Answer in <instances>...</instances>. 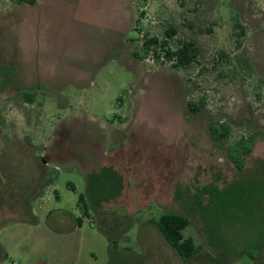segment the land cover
I'll return each instance as SVG.
<instances>
[{"label": "rangeland", "instance_id": "1", "mask_svg": "<svg viewBox=\"0 0 264 264\" xmlns=\"http://www.w3.org/2000/svg\"><path fill=\"white\" fill-rule=\"evenodd\" d=\"M152 35L194 40L198 59L146 53ZM211 121L230 124L224 142ZM250 134L240 168L230 146ZM169 208L200 245L183 262L156 238L170 264H264V0H0V264H115L114 240L133 264H159L142 227ZM42 225L82 227L64 254Z\"/></svg>", "mask_w": 264, "mask_h": 264}, {"label": "trees", "instance_id": "2", "mask_svg": "<svg viewBox=\"0 0 264 264\" xmlns=\"http://www.w3.org/2000/svg\"><path fill=\"white\" fill-rule=\"evenodd\" d=\"M18 3H34L36 0H15ZM145 1V0H144ZM143 12V9H142ZM239 24V22H238ZM244 32V28H242ZM176 33L175 27H168L166 29L167 36H172ZM167 38H162L159 35H152L146 38L143 42L145 52H153L159 56L163 50L164 56L167 60L172 61L174 66H188L194 60L198 59L199 49L196 43L192 39H183L180 43L172 47L168 45ZM23 96H28L29 91H23ZM189 108L193 111H198L204 106V99L201 103L195 101H188ZM209 129L212 137L218 141H225L230 135V124L222 121L217 125L214 121L209 123ZM255 143L254 135H242L234 144L230 147V155L237 162L238 166L242 167V162L239 160L245 154H249ZM83 195H80V199L83 200ZM81 222V218H79ZM154 222L159 227L160 231L167 239V241L175 248L178 254L182 257L184 262H189L200 249V245L196 244L192 236H185L184 229L190 223V218L187 214L167 210L163 212L158 218L154 219Z\"/></svg>", "mask_w": 264, "mask_h": 264}, {"label": "crops", "instance_id": "3", "mask_svg": "<svg viewBox=\"0 0 264 264\" xmlns=\"http://www.w3.org/2000/svg\"><path fill=\"white\" fill-rule=\"evenodd\" d=\"M45 163H48L47 161L44 160ZM42 163H40V173H39V179L37 180V183H36V186H37V191L36 193L40 194L41 192V188L42 186L46 183V179H47V175H46V170L45 168L43 167V165H41ZM90 164V163H89ZM39 167V166H38ZM96 166H93L94 168V172H97L98 175L101 174L100 171H97V169L95 168ZM44 168V169H43ZM95 193H97L99 195L98 197V201L99 203L101 204L100 206L102 205H105L106 202V199L104 197L105 195V192H104V187L103 185H100V188H96L95 189ZM37 194V195H38ZM172 199L174 200H177V203L179 205V198H178V192L177 194L173 192L172 194ZM22 207H20V209H30L31 206L28 204H24L21 205ZM122 206H125L126 207V210L129 212V213H133V211H136L137 210V207H134V208H128V206L126 205L125 203V200L123 201L122 203ZM43 207V206H41ZM57 209H60V208H53L51 211H55ZM63 210H66V209H63ZM167 210H173V209H167ZM166 211V210H165ZM175 211V210H173ZM33 214L35 215V213L33 212ZM105 215V214H104ZM127 218V219H126ZM124 218L123 220L119 221L117 223V228H118V233L121 235V236H124V237H128V235L126 234V232L129 230V228H131V226L133 225V219L131 217H126ZM154 217L150 218L147 221L143 222V226L142 227V234L144 236L147 237V240H143V244L145 245V248H144V252H146V254L144 255L145 258H149V257H152L154 255H157L158 256V259H159V264H170L169 262L166 261V257L164 254L165 251H163V249L159 250L157 249L154 245H155V242L154 240L157 238L159 240H161V236H164L162 234V232L160 231L159 227L157 226V224L154 222ZM36 226H40V224L37 223ZM44 227H41L43 228V231L45 233V235L47 233H49L50 235L51 234H56V235H61V236H65V239H64V243H65V246L63 247V250H62V253L66 254L67 251H68V244H69V241L70 239L68 240L67 238L69 236L72 235V232H75V230H78L80 229L82 226H79L78 228H72L71 225L69 228L67 229H58V228H55V226H53V228H50L48 227L47 225H42ZM72 228V230H70ZM162 234V235H161ZM55 236V235H54ZM71 238V237H70ZM165 238V237H164ZM167 240V239H166ZM56 241H57V238L56 236L54 238H50V244L51 245H54V246H50L52 250H55L56 251ZM142 242H141V245H142ZM109 252L112 254V257H115L117 260L115 262V264H119L118 262L122 263V262H125L124 259H126L127 257H130L132 258L133 260H130L129 264H133L134 260L136 258H138L139 256L136 255L137 252L133 251L132 248H129V247H120L118 245V240H114L113 242V246H111V244L109 245ZM112 248V249H111ZM0 250H1V253H8L9 252V249L7 247L4 246V244L2 242H0ZM167 251H169V253H167V255H170V249H168L167 247ZM129 252V253H128ZM72 253H70L71 255ZM149 255V256H148ZM166 257V258H165ZM143 258V257H141ZM45 261H40V262H36L37 264H43ZM184 262V261H183ZM46 263V262H45ZM155 262H153L152 264H154Z\"/></svg>", "mask_w": 264, "mask_h": 264}]
</instances>
